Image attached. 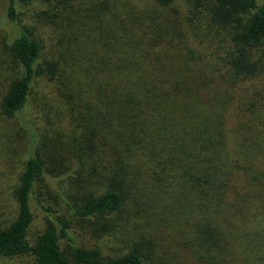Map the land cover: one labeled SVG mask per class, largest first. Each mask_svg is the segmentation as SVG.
<instances>
[{
	"label": "trees",
	"instance_id": "16d2710c",
	"mask_svg": "<svg viewBox=\"0 0 264 264\" xmlns=\"http://www.w3.org/2000/svg\"><path fill=\"white\" fill-rule=\"evenodd\" d=\"M174 1L154 3L166 8ZM208 1L212 31L179 33L160 16L112 19V27L98 24L105 38L97 34L89 52L58 60L44 59L31 26L20 24L15 0L8 1L16 28L10 53L20 73L0 110L20 115L42 78L57 83L55 112L69 131L67 140L57 133L58 146L45 154L36 144L44 147L45 135L22 122L31 143L13 189L15 216L0 222V258L143 264L135 248L103 255L78 245L70 220L41 201L46 224L30 242L37 184L63 177L101 187L64 199L80 219L168 209L194 264H264V0Z\"/></svg>",
	"mask_w": 264,
	"mask_h": 264
},
{
	"label": "rangeland",
	"instance_id": "374dc122",
	"mask_svg": "<svg viewBox=\"0 0 264 264\" xmlns=\"http://www.w3.org/2000/svg\"><path fill=\"white\" fill-rule=\"evenodd\" d=\"M8 1L0 0V102L8 83L20 73L10 53L9 43L16 36V28L6 15ZM209 4L208 0H175L170 6L159 8L154 0H71L66 3L58 0H15L20 24L31 26L32 36L39 40L44 59L57 60L69 56V51L89 52L87 48L91 49V44L97 42V34L102 35L101 41L105 38L104 33L100 34L97 29L98 24L103 22L107 28L112 27V19L120 24V20L128 17H131L130 20L140 18L138 22H149V15L154 18L160 16L175 26L174 29L179 33L187 32L188 27L192 33L193 29L201 34L209 29L212 31V28H208ZM200 38L203 36L200 35ZM56 86L57 83L40 78L32 86L20 115L7 117L0 110V222L3 224L15 216L13 189L31 143L22 122L38 136L45 135L42 143L44 147L41 141L36 143L45 154L52 153L54 146H58L57 133L67 140L65 134L69 131L68 122L59 126L55 112L56 104H59L56 101ZM96 181L66 180L63 177L40 181L35 199L31 202L34 219L27 234L30 242L34 241L46 224L45 214L38 205V201H41L53 212L70 220L71 235L78 245L98 248L103 255H117L135 248L143 264H194L187 254L189 249L184 247L187 246L185 231H180L172 221L174 216L168 209L153 213L147 211L142 217L136 216L131 208H125L119 214L88 219L73 215L64 199L72 198L76 193L80 195L87 188L90 192L98 191L101 187ZM145 203L148 204L146 200ZM143 209L145 207L142 205ZM67 243L62 241L61 248L69 252ZM0 264L35 263L31 256L24 255L0 258Z\"/></svg>",
	"mask_w": 264,
	"mask_h": 264
}]
</instances>
